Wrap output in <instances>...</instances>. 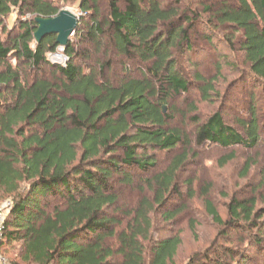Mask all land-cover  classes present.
Returning <instances> with one entry per match:
<instances>
[{
  "label": "trees",
  "instance_id": "16d2710c",
  "mask_svg": "<svg viewBox=\"0 0 264 264\" xmlns=\"http://www.w3.org/2000/svg\"><path fill=\"white\" fill-rule=\"evenodd\" d=\"M79 7L74 35L82 43L101 49L107 40L117 56L143 69L139 77L128 70L115 82L108 74L112 62L89 65L91 53L80 58L72 38L65 48L68 62L54 65L48 54L58 53L57 37L47 36L37 44L34 35L36 19L57 17L58 3L0 0V190L11 203L2 251L21 243L17 259L24 264H173L181 237L155 241L150 214L167 206L169 195L178 192L191 136L197 146L255 149L261 143L264 135L255 106L249 120L238 119L244 135L217 112L205 122L193 117L196 129L189 136L172 125L177 112L166 110L170 100L191 90L192 82L174 55L185 46L187 52L192 50L191 25L185 26L193 19L160 0H80ZM13 9L20 18L12 29L7 20ZM212 16L210 26L216 22L233 30L225 38L227 45L235 50L239 42L248 78L264 87V0H226ZM14 32L18 34L12 37ZM194 80L202 84V99L209 101L214 80L201 74ZM249 99L255 102V94ZM192 109L197 111L195 105ZM177 149L182 153L163 171L144 179L153 201L143 198L132 220L117 232L118 222L108 214L118 199L112 179L118 175L126 185L133 184L131 169L150 172L157 166L158 151ZM245 167L247 175L249 164ZM257 207L255 197L232 198L224 221L207 202L208 214L228 229L226 237L231 231H258L252 240L264 249V209ZM178 213L165 217L174 220ZM227 252L231 262L194 256L189 264L252 261L245 251Z\"/></svg>",
  "mask_w": 264,
  "mask_h": 264
},
{
  "label": "rangeland",
  "instance_id": "374dc122",
  "mask_svg": "<svg viewBox=\"0 0 264 264\" xmlns=\"http://www.w3.org/2000/svg\"><path fill=\"white\" fill-rule=\"evenodd\" d=\"M54 1L58 3L60 10L81 14L80 0ZM160 1L169 7L179 8L183 16L193 19L191 24L185 26L188 28L191 25L189 37L192 50L187 52L185 46L182 53L176 51L174 55L182 72L192 82V86L188 94L169 101L166 112L169 114H172V111L177 112L172 125L179 127L190 136L195 131L197 123L192 120L193 117L205 122L209 116L221 112L226 123L244 135L238 119L249 120L251 108L255 106L264 135V87L256 84L254 79L248 78V69L244 66L243 54L239 51V42L235 50H231L227 45L225 38L232 36L233 30L220 27V24L216 22L212 26L209 25L214 11L218 10L221 3L226 0H182L180 4L176 0ZM105 5L104 2L101 5L103 10H105ZM211 7L213 11L208 10ZM11 13L7 26L13 29L20 16L14 9ZM25 17L28 18L29 14ZM17 34L14 32L12 37ZM236 36L239 38L240 35ZM71 43L80 58L84 53H91L89 65L111 61L112 68L108 74L115 82L123 79L128 70H130L129 75L139 77L140 69H143V65L133 64L130 60L117 56L107 40L101 49L91 43H82L77 35L72 37ZM63 49L60 47L58 53L48 54L51 63L57 66L66 63ZM83 67L84 70L87 69L86 65ZM197 74H201L207 80H214V91L209 101L202 99L199 88L202 84L194 82ZM250 93L255 94L253 103L249 99ZM193 105L197 108L196 112L192 109ZM193 136H191L193 144L189 148L188 162L178 175V192L169 195L167 206L156 208L150 214L153 226L152 237L157 242L177 235L181 237L182 243L173 264H189L194 256H202L200 258L203 259L200 261L207 257L212 261L231 262L232 255L228 254V250L234 253L245 251L252 259L250 264H264V249L256 248L252 240L258 236V231H251L252 233L231 231L226 237L228 229L221 228L208 214L207 209V202L211 201L224 221L229 217L227 206L232 198L255 197L258 199L257 208L264 209V136L255 149L242 145L221 148L209 143L197 146ZM182 151V149H177L173 153L158 151L156 153L157 166L150 172L142 173L137 169H131L134 176L133 184L126 185L118 175L112 179V187L118 199L117 204L108 210V214L111 219L114 218L118 222L115 226L117 232L124 229L132 220L133 213L143 198L153 201L152 191L144 183V179L159 174L170 164L174 156L181 154ZM246 164L250 167L247 175H245ZM9 201L0 190V209L6 212ZM176 211L179 213L174 220H168L165 217L166 213ZM262 224H264V218ZM193 228L194 231H192ZM20 250L21 243L19 242L5 247L2 251L4 261L0 264H5V262L24 264L17 259Z\"/></svg>",
  "mask_w": 264,
  "mask_h": 264
},
{
  "label": "water",
  "instance_id": "95a60500",
  "mask_svg": "<svg viewBox=\"0 0 264 264\" xmlns=\"http://www.w3.org/2000/svg\"><path fill=\"white\" fill-rule=\"evenodd\" d=\"M80 17V15L74 12L61 10L57 17L37 18L36 24L38 29L34 35L35 42L40 44L47 36H56L57 44L65 50L78 28Z\"/></svg>",
  "mask_w": 264,
  "mask_h": 264
},
{
  "label": "built area",
  "instance_id": "2783aa9c",
  "mask_svg": "<svg viewBox=\"0 0 264 264\" xmlns=\"http://www.w3.org/2000/svg\"><path fill=\"white\" fill-rule=\"evenodd\" d=\"M65 60H66V63H67L68 60L67 59H65ZM10 206H11V203L10 202L7 203L6 207L9 208ZM5 218H6V212L3 209H0V262L4 261V257L2 255V245H3V242H4V235H5V230H6ZM5 264H8V263L5 262Z\"/></svg>",
  "mask_w": 264,
  "mask_h": 264
},
{
  "label": "clouds",
  "instance_id": "9594fccd",
  "mask_svg": "<svg viewBox=\"0 0 264 264\" xmlns=\"http://www.w3.org/2000/svg\"><path fill=\"white\" fill-rule=\"evenodd\" d=\"M65 59H67V57H65Z\"/></svg>",
  "mask_w": 264,
  "mask_h": 264
}]
</instances>
